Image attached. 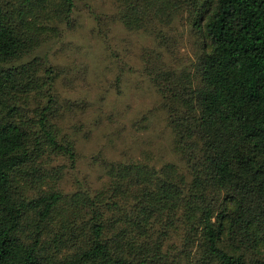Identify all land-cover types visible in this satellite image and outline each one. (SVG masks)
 <instances>
[{
    "label": "trees",
    "instance_id": "trees-1",
    "mask_svg": "<svg viewBox=\"0 0 264 264\" xmlns=\"http://www.w3.org/2000/svg\"><path fill=\"white\" fill-rule=\"evenodd\" d=\"M125 5L160 47L153 23L184 12L200 40L192 74L158 53L145 67L177 162L101 160L97 189L64 191L78 154L54 67L33 55L74 0H0V264H264V0Z\"/></svg>",
    "mask_w": 264,
    "mask_h": 264
},
{
    "label": "rangeland",
    "instance_id": "rangeland-1",
    "mask_svg": "<svg viewBox=\"0 0 264 264\" xmlns=\"http://www.w3.org/2000/svg\"><path fill=\"white\" fill-rule=\"evenodd\" d=\"M128 11L125 0H74L69 24H57L60 35L33 55L54 67L58 124L78 154L75 169L64 174V191L83 182L97 189L101 160L177 162L163 101L145 67L158 53L161 69L192 74L200 40L184 12L161 27L153 23L161 29L160 47L151 24L126 25ZM38 103L31 94L25 105L34 111Z\"/></svg>",
    "mask_w": 264,
    "mask_h": 264
}]
</instances>
